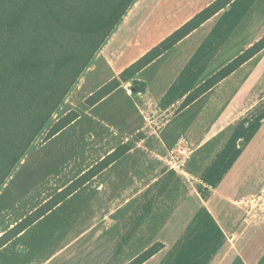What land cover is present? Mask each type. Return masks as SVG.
<instances>
[{"label":"crops","instance_id":"0c3cea01","mask_svg":"<svg viewBox=\"0 0 264 264\" xmlns=\"http://www.w3.org/2000/svg\"><path fill=\"white\" fill-rule=\"evenodd\" d=\"M228 28H264V0H233L178 43L172 50L178 59L173 76L184 78V63L190 64V72L196 70L199 55L208 58L220 49L215 34ZM202 29L215 34L198 43ZM97 58L114 66L101 50ZM166 68L153 83L164 95L172 86ZM123 69L114 68L98 89ZM93 71L88 67L74 87ZM150 86L134 96L131 84L124 83L86 107L76 121L38 147L60 139L40 168L42 157L38 150L34 154L37 168L28 183L26 154L0 190L5 222L0 236L119 146L132 145L1 248L0 264H128L156 243L161 250L144 264H264V50L160 125L157 118L168 107L153 103ZM87 112L91 124L74 134ZM141 133L144 137H138ZM77 148L88 149L89 161L74 172L73 161L81 157ZM61 166L69 172L65 180ZM255 206L252 214L248 208ZM91 246H97L92 258Z\"/></svg>","mask_w":264,"mask_h":264},{"label":"trees","instance_id":"16d2710c","mask_svg":"<svg viewBox=\"0 0 264 264\" xmlns=\"http://www.w3.org/2000/svg\"><path fill=\"white\" fill-rule=\"evenodd\" d=\"M136 0H0V190L50 125L54 115ZM233 0H215L152 47L85 100L93 107L132 82L134 96L148 85L137 75L224 10ZM264 50V36L188 94L184 109ZM80 117L70 110L44 141ZM123 144L0 236V249L122 158ZM155 244L128 264H144L161 250Z\"/></svg>","mask_w":264,"mask_h":264},{"label":"rangeland","instance_id":"374dc122","mask_svg":"<svg viewBox=\"0 0 264 264\" xmlns=\"http://www.w3.org/2000/svg\"><path fill=\"white\" fill-rule=\"evenodd\" d=\"M209 1L210 0H136L104 46L100 49L105 55H107V58L114 66H109L104 60L98 62V53L96 54L93 64L89 66V68L94 67V71L91 74L89 73V78L85 83L82 85L78 84L72 89L73 92L54 115L50 125L44 130L35 145L29 150V158L24 167L27 174L25 183L30 180L32 172L37 168L32 157L34 158V154L39 149L38 147L42 144L59 116L63 115L67 110H77L80 112V115L85 113V108L87 107L85 105V100L90 96V93L93 94L96 92L98 86L112 75V70H114V68H126L132 60L144 51L147 49L150 50L152 46L159 44L163 38H166L169 33L172 31L174 32L179 27L183 26L190 20L187 19L191 15H194L195 12L196 14L201 12L202 10L199 11V8L206 6ZM227 30L228 31L224 34L212 33L210 35L209 30L202 29L200 33L196 35V42L199 43L203 42L207 35L213 36L215 34V39H217L220 49H216L211 55H208V58L199 55V64L196 70L193 69V72L189 71L190 64H187L186 66V63H184L183 68L186 67L187 70L185 71L184 78L177 79L179 76L177 78L173 76L174 68L176 67V64H178V59L175 57L176 53L173 52V49V51L171 50L162 56L161 60L150 66L145 72L142 74L139 73L136 76L137 79L146 82L148 86L151 85L148 97L153 103H159L162 108L168 107L166 112L160 113L161 117L157 118L159 121L157 125L171 119L172 115H175L181 110V105L189 93L230 63L229 61H233L246 51L247 48H249L248 46L250 43H256V39L264 36V28H258L256 31L255 28H237L235 30H233V28H228ZM225 42L226 45L224 46ZM195 43L193 44V47L195 46ZM164 65L167 66L165 77L170 76L171 78L169 81L172 84L169 92L165 95L161 94V88H159L158 85L153 84L157 74ZM187 72L188 74L186 75ZM129 83L132 87L133 83ZM205 102L206 99L203 100L201 104ZM195 111V109H192L189 111V114L193 115ZM91 122L92 119L87 112L86 115H83L81 121L73 128V133H78L79 129L85 131ZM138 137H144V134L141 133ZM59 143L60 139L53 141L44 149L38 150L42 157V163L39 165V168L44 161H46L50 153L59 146ZM70 145L71 141L66 144L67 150ZM73 150L74 149H70L68 154L72 153ZM86 152H88V149L82 150L77 148V153L81 154V157L79 160L73 161L72 168L74 172L88 163L89 157ZM61 170L62 174H66L64 180L67 179L69 172L67 170L65 171L63 166H61ZM256 206L254 208H247L252 211L253 214ZM1 221L2 217L0 216V227L5 224V222L2 224ZM156 244H159L162 247L161 243ZM96 247L91 246L88 249V254L91 258L97 250Z\"/></svg>","mask_w":264,"mask_h":264},{"label":"built area","instance_id":"2783aa9c","mask_svg":"<svg viewBox=\"0 0 264 264\" xmlns=\"http://www.w3.org/2000/svg\"><path fill=\"white\" fill-rule=\"evenodd\" d=\"M181 153H184V151L182 150Z\"/></svg>","mask_w":264,"mask_h":264}]
</instances>
